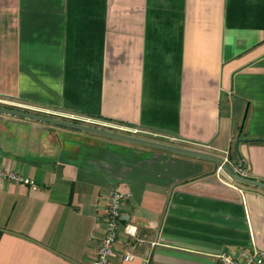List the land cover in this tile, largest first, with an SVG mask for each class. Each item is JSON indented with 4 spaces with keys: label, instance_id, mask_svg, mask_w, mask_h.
<instances>
[{
    "label": "crops",
    "instance_id": "1",
    "mask_svg": "<svg viewBox=\"0 0 264 264\" xmlns=\"http://www.w3.org/2000/svg\"><path fill=\"white\" fill-rule=\"evenodd\" d=\"M0 105L233 150L264 181V0H0ZM0 166L34 181L0 178V264H91L112 189L114 263L264 250V190L211 160L0 113Z\"/></svg>",
    "mask_w": 264,
    "mask_h": 264
},
{
    "label": "built area",
    "instance_id": "2",
    "mask_svg": "<svg viewBox=\"0 0 264 264\" xmlns=\"http://www.w3.org/2000/svg\"><path fill=\"white\" fill-rule=\"evenodd\" d=\"M88 123H93V120H87ZM95 124V123H93ZM108 129L114 128L115 131L137 135L141 130L137 128H132L128 126H112L108 123H103ZM112 130V129H111ZM151 136L150 139L160 141L165 139L169 142L177 143L178 139L175 137L165 136L156 132H149ZM229 161V157H225ZM218 172H225L223 167L219 165ZM241 173L244 174V170H241ZM245 175V174H244ZM0 178L3 179H15L24 181L26 183L34 184V181L30 178L19 175L17 172L9 170L0 166ZM232 179V178H231ZM233 180V179H232ZM130 196V193L123 192L119 189H112L108 193V202L106 207L105 215V229L103 235L101 236L100 243L98 244L95 257L93 258L91 264H119L114 263L116 256L115 245L119 236V227L122 217V206L124 205L125 200ZM126 234L133 240V248H137L144 244L147 239L145 236H142L136 226L132 224H127ZM152 246H155L157 242H150ZM136 258V254L133 250L126 251L123 254V260L129 262ZM219 258L222 264H264V250L254 249L252 252L242 251L239 256L231 252H223L219 255Z\"/></svg>",
    "mask_w": 264,
    "mask_h": 264
},
{
    "label": "water",
    "instance_id": "3",
    "mask_svg": "<svg viewBox=\"0 0 264 264\" xmlns=\"http://www.w3.org/2000/svg\"><path fill=\"white\" fill-rule=\"evenodd\" d=\"M0 113L12 115V116H18V117L40 121V122H46V123H50V124L57 125V126L77 129L80 131H84V132H88V133H92V134H96L100 136H105V137L113 138L117 140H122L125 142L137 144V145H142V146H147V147L169 151L174 154H181V155H187V156L197 157L201 159L211 160L221 165L224 171L226 172V174L230 178H232L234 181L247 184V185H251V186L264 190V181L255 179L252 177H248L241 173V170L243 169V163L240 164L239 166H233L228 160L225 159V157L215 154V153L195 150L192 148H187L184 146H179V145H174V144H168V143L153 140L150 138H145V137H141L137 135H132V134H127V133L111 130L108 128H103L100 126H95L93 124L75 122L73 120L56 118V117H52V116H48V115H44L40 113L29 112V111H24L20 109H14V108L1 106V105H0Z\"/></svg>",
    "mask_w": 264,
    "mask_h": 264
},
{
    "label": "trees",
    "instance_id": "4",
    "mask_svg": "<svg viewBox=\"0 0 264 264\" xmlns=\"http://www.w3.org/2000/svg\"><path fill=\"white\" fill-rule=\"evenodd\" d=\"M75 122H79V121H77V120H74ZM250 141H252V142H259V143H261V142H264V140H260V139H253V140H250ZM235 152L233 151V150H231L230 152H229V160L232 162V164L234 165V166H237L238 165V162L237 161H234V158H235ZM243 170H244V165H243ZM242 184V183H241Z\"/></svg>",
    "mask_w": 264,
    "mask_h": 264
}]
</instances>
